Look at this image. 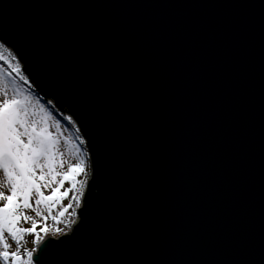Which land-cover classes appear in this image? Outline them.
<instances>
[{
  "label": "water",
  "instance_id": "obj_1",
  "mask_svg": "<svg viewBox=\"0 0 264 264\" xmlns=\"http://www.w3.org/2000/svg\"><path fill=\"white\" fill-rule=\"evenodd\" d=\"M0 40L91 161L35 264H264V0H0Z\"/></svg>",
  "mask_w": 264,
  "mask_h": 264
},
{
  "label": "snow or ice",
  "instance_id": "obj_2",
  "mask_svg": "<svg viewBox=\"0 0 264 264\" xmlns=\"http://www.w3.org/2000/svg\"><path fill=\"white\" fill-rule=\"evenodd\" d=\"M0 61L3 62L0 64V171L3 173L0 189H7V192L0 190V262L33 264L35 248H24L25 234L34 235L33 243L39 244L41 233L49 231L45 223L49 216L59 223L72 209L73 202L79 206L85 182L78 177L85 173L87 153L79 129H75V135H64L60 121L25 90L28 78L23 75L16 56L2 44ZM66 119L72 127L71 117ZM53 126L55 132L51 130ZM62 142L70 146L75 163L65 165L64 153L60 151ZM44 190H49V194ZM66 199L69 203L64 205ZM28 211L39 219L28 215ZM70 215L75 216V211ZM29 221L30 227H20L22 222ZM38 225H42L39 230ZM55 231L59 233L62 229L57 227ZM9 240L16 245L14 251L10 250Z\"/></svg>",
  "mask_w": 264,
  "mask_h": 264
},
{
  "label": "rangeland",
  "instance_id": "obj_3",
  "mask_svg": "<svg viewBox=\"0 0 264 264\" xmlns=\"http://www.w3.org/2000/svg\"><path fill=\"white\" fill-rule=\"evenodd\" d=\"M6 48H7L8 51L12 52V54L14 56H16V54L11 49H9L8 47H6ZM16 62H19V60L17 59V56H16ZM19 64H21V63L19 62ZM21 70H22V68H21ZM9 90H10V88H9ZM50 123H51V121H50ZM61 125H62V129L64 131V135H69V134L74 135L73 132L68 127H66L62 123H61ZM72 127L75 130V128H74L73 125H72ZM51 130L53 132L56 131L54 126L51 128ZM79 136H80L81 139H83L80 134H79ZM69 148H70V146L64 144L63 142L60 145V151L64 153L63 159L65 161V165L66 166L69 163H75L76 162L75 158L72 156L71 152L69 151ZM83 150L86 151L87 156H86V170H85V173L81 174L78 177L79 180L85 182L84 187H83V195L81 197L79 206L77 207V205L75 204V202H73L72 209H69V213H66L64 217L60 218V222L59 223L56 222V224H54L53 223V220L49 216L48 220L45 222L47 224L48 228H49V231L47 233H41V236H42L41 241L44 238H46L47 236L57 237L59 235H62V234L67 233L68 231H70V229L72 228V226L76 223V221L78 219V209L80 208V206L83 203L85 189H86V187L88 185V181H89L90 174H91V161H90V157H89V154H88V150L86 149L85 144L83 145ZM58 170L63 171V170H66V168L65 169H58ZM2 181H3V173H2V171H0V183H2ZM65 187H68L67 183L65 184ZM0 190H4L5 192H7V189L6 188L0 189ZM44 191H45V194H49V190H44ZM72 194H78V193H71L70 195H72ZM68 203H69V200H67V199L63 201V204L64 205H67ZM73 211H75V216L70 215V213L73 212ZM27 214L33 216L34 218H36L35 217V213L32 212V211H28ZM45 214H47V213H45ZM53 214H56V210H53ZM36 219H39V218H36ZM30 226H31V221H29L27 223L22 222L21 225H20V227H30ZM40 226H42V225H38V229L37 230H39V227ZM57 227H59L60 229H62V231L59 232V233H57L55 231V229ZM34 239H35L34 235L25 234V240L23 242L24 248H27L29 250L35 248V252H36L39 244H34L33 243ZM9 243L12 245V247H11L10 250H13L14 251L16 249L15 243L13 241H11V240H9ZM0 264H2V262H0ZM33 264H35L34 261H33Z\"/></svg>",
  "mask_w": 264,
  "mask_h": 264
},
{
  "label": "trees",
  "instance_id": "obj_4",
  "mask_svg": "<svg viewBox=\"0 0 264 264\" xmlns=\"http://www.w3.org/2000/svg\"><path fill=\"white\" fill-rule=\"evenodd\" d=\"M0 44H2V45L4 46L5 49H7L5 43L2 42L1 40H0ZM0 64H3V62L0 61ZM4 67L7 68V65H4ZM13 75H14V74H13ZM23 75H24V74H23ZM19 83H23V82H19ZM24 87H25V90H26V91H30V92L32 93L33 96H35L37 99L40 100V103H41V104H44L45 107L48 108L49 111H50L51 113H53L52 116H53L56 120H59L60 123L64 124L66 127H68V128L73 132V134L75 135V130L73 129V127H69L67 120H66L62 115L56 113V112L54 111V109H53L49 104H47L43 99H41V97H40V96H39V95L33 90V88H32L33 86H32L29 82H28L27 85H24ZM84 184H85V183H84ZM86 190H87V187H86L85 191H86ZM78 194H79V193H78ZM53 223L56 224V222H54V221H53ZM66 228H67V227H66Z\"/></svg>",
  "mask_w": 264,
  "mask_h": 264
},
{
  "label": "bare ground",
  "instance_id": "obj_5",
  "mask_svg": "<svg viewBox=\"0 0 264 264\" xmlns=\"http://www.w3.org/2000/svg\"><path fill=\"white\" fill-rule=\"evenodd\" d=\"M71 121H72V122H74V120H73V119H71ZM74 125H75V124H74ZM75 126H76V125H75ZM76 128H77V127H76Z\"/></svg>",
  "mask_w": 264,
  "mask_h": 264
}]
</instances>
